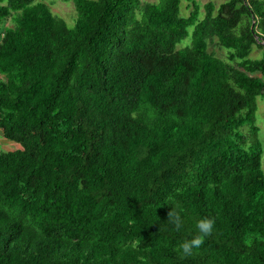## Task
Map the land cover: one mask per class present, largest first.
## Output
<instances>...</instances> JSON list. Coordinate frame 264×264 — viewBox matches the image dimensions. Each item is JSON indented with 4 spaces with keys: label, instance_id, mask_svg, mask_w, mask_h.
<instances>
[{
    "label": "trees",
    "instance_id": "obj_1",
    "mask_svg": "<svg viewBox=\"0 0 264 264\" xmlns=\"http://www.w3.org/2000/svg\"><path fill=\"white\" fill-rule=\"evenodd\" d=\"M71 1L0 0V264H264V0Z\"/></svg>",
    "mask_w": 264,
    "mask_h": 264
},
{
    "label": "rangeland",
    "instance_id": "obj_2",
    "mask_svg": "<svg viewBox=\"0 0 264 264\" xmlns=\"http://www.w3.org/2000/svg\"><path fill=\"white\" fill-rule=\"evenodd\" d=\"M40 1V0H39ZM45 4H47L51 11L61 17L66 25L71 28L74 26L75 23V18H76V13L74 9V5L71 0L69 1H64V0H42ZM143 2H157L158 0H142ZM227 0H196V2L200 5V12L201 16L204 15L205 10H204V5L207 3H213L216 6L219 4L225 2ZM187 2H184V0L181 2V15L187 16L189 13V10L187 9ZM12 26L11 20L6 21L3 23L2 27H8ZM1 32V30H0ZM191 32V29H189V33ZM191 42V37L190 35L186 37L182 42L177 46L178 48L189 45ZM209 52L214 53L216 56L226 59L227 52L225 49L220 50L217 48L214 44L209 45ZM260 51L256 50L254 47L252 50V56H256L257 58L260 57ZM256 125L259 127L260 132V138L263 143V153L261 157V168L264 174V98L259 97L257 99V111H256ZM19 148V146L13 142L4 140L0 136V152H6V151H12Z\"/></svg>",
    "mask_w": 264,
    "mask_h": 264
},
{
    "label": "clouds",
    "instance_id": "obj_3",
    "mask_svg": "<svg viewBox=\"0 0 264 264\" xmlns=\"http://www.w3.org/2000/svg\"><path fill=\"white\" fill-rule=\"evenodd\" d=\"M169 216L172 217L174 226L179 230L182 227L180 215L178 213H169ZM214 223V219L208 217L197 220L196 228L198 229L199 234L194 235L191 239H184L181 241L177 250L184 255H191L193 250L203 245L205 238L212 233Z\"/></svg>",
    "mask_w": 264,
    "mask_h": 264
}]
</instances>
